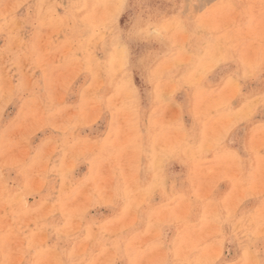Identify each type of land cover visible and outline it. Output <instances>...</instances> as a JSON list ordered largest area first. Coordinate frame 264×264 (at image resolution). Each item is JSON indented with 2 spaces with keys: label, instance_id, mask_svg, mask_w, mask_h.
Segmentation results:
<instances>
[{
  "label": "rangeland",
  "instance_id": "1",
  "mask_svg": "<svg viewBox=\"0 0 264 264\" xmlns=\"http://www.w3.org/2000/svg\"><path fill=\"white\" fill-rule=\"evenodd\" d=\"M0 264H264V0H0Z\"/></svg>",
  "mask_w": 264,
  "mask_h": 264
}]
</instances>
